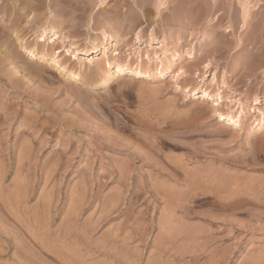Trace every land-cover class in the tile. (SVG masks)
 Returning a JSON list of instances; mask_svg holds the SVG:
<instances>
[{"label":"rangeland","instance_id":"1","mask_svg":"<svg viewBox=\"0 0 264 264\" xmlns=\"http://www.w3.org/2000/svg\"><path fill=\"white\" fill-rule=\"evenodd\" d=\"M217 1L75 0L70 6L49 0L48 12L31 14L43 15L45 26L61 35L53 48L61 42L60 49L91 48L77 60L67 56L68 72L50 62L37 66L33 60L29 67L6 57L0 35L1 264H264V0ZM188 8L200 14L194 27ZM49 10L60 14L46 19ZM115 10L134 15L131 32L118 26L128 23L120 20L127 14ZM213 14L219 15L214 25ZM222 25L234 30L224 33ZM103 28L118 37L107 44L120 51L119 63L145 68L148 62L150 71L161 66L171 74L160 80L114 74L106 85L97 84ZM174 49L180 59L170 66ZM193 49L199 68L187 59ZM70 73L80 80L72 81ZM185 87L211 98L185 97ZM217 93L223 99L218 106ZM241 108L240 127L218 129L216 111L234 116ZM257 122L260 129L249 133ZM234 153L243 163L230 171L239 169V182L247 181L242 196L254 204L232 212L205 183L211 164L224 157L226 165Z\"/></svg>","mask_w":264,"mask_h":264},{"label":"bare ground","instance_id":"2","mask_svg":"<svg viewBox=\"0 0 264 264\" xmlns=\"http://www.w3.org/2000/svg\"><path fill=\"white\" fill-rule=\"evenodd\" d=\"M48 1L49 0H0V35L4 38V41H6V45H8L7 46V52H6V57H10L11 55H13V59H15V58H21V59H23V60H25L26 61V63H28L29 65V67H33V65H32V63L31 62H33V60H35V62L37 61V63H39V64H37V66H42V64L44 63V64H46L47 65V63L48 62H50V63H53L55 66H57V68H59V70H64L65 72H68L69 71V66H66V64L68 63L67 61H68V57L67 56H69V57H73V59H78L79 58V55H81V54H85V53H87L91 48H89L88 46H82L81 48H76V46H69L68 47V44H67V46H64L63 47V49H60V48H62V42H61V38H60V41H59V43L61 44V45H55L56 46V49L55 48H53V46H54V40H56V39H58L59 37H61V35L59 36V35H57L58 33H57V30H56V28H54L53 26H45V21L42 19V17H43V15H33L32 16V14H31V11L32 10H35V12L34 13H36V10H39L40 8H45V9H47V5H48ZM57 2H59V1H62V2H64L65 4L67 3V4H69L70 5V3H74L75 2V0H56ZM102 2H103V0H101ZM106 1V0H105ZM143 1V0H142ZM147 1V0H146ZM190 1H192V0H190ZM203 1V0H202ZM209 1V0H208ZM219 1V0H218ZM217 1V2H218ZM225 1V0H224ZM56 2V3H57ZM82 2V1H81ZM134 2V1H133ZM139 2V1H138ZM158 2V1H157ZM215 2V1H214ZM216 2V5L218 4ZM230 2V1H229ZM63 3V4H64ZM90 3V2H89ZM116 3V2H115ZM137 3V2H136ZM140 3V2H139ZM138 3V4H139ZM144 3V2H143ZM182 3V2H181ZM225 3V2H224ZM77 4H79V3H77ZM123 4V3H122ZM125 4V3H124ZM137 4V5H138ZM141 4V3H140ZM159 4V3H158ZM160 4H161V2H160ZM159 4V6H161ZM163 4V3H162ZM183 4H185L184 2H183ZM188 4V3H187ZM213 3H211L210 5H212ZM215 4V3H214ZM56 5V4H55ZM85 5V4H84ZM136 5V4H135ZM143 5V4H142ZM146 5V4H145ZM145 5H143V6H145ZM181 5V4H180ZM192 5V4H191ZM198 5H200V4H198ZM220 5V4H219ZM226 5H228L227 3H226ZM56 6H58V7H60L59 5H56ZM56 6H55V9H56ZM71 6V5H70ZM78 6V5H77ZM91 6V5H90ZM118 6V5H117ZM122 6V5H121ZM179 6V5H178ZM194 6V5H193ZM215 6V5H214ZM53 7V6H52ZM83 7V6H82ZM84 7H86V6H84ZM93 7V6H92ZM126 7V6H125ZM190 7V6H189ZM76 8H78V7H76ZM80 8V7H79ZM130 8H132V6L130 7ZM161 8V7H160ZM179 8V7H178ZM177 8V9H178ZM183 8H185V7H183ZM205 8V7H204ZM214 8V7H213ZM54 9V8H53ZM67 9V8H66ZM71 9H74L73 7L72 8H70V10ZM91 9V8H90ZM118 9V8H117ZM148 9V8H147ZM197 9V8H196ZM43 10V9H42ZM59 10H61V9H59ZM53 11V10H49V16H47V14H46V19H48V17H49V20H54L55 19V16H56V13H59L60 11ZM75 10V9H74ZM79 10V9H78ZM81 10V9H80ZM96 10V9H95ZM99 10V9H98ZM143 10H145V9H143ZM210 10V9H209ZM64 11V10H63ZM69 11V10H68ZM72 11V10H71ZM110 11V10H109ZM118 12V14L120 13V15L119 16H123V15H126L127 14V16L126 17H124V19H123V17L120 19V20H125V21H128V23H123V21L121 22H118L117 24H118V26L119 27H122V28H125V27H127L128 26V29H129V31L127 30V33L128 32H131V30H133L134 29V24L133 25H131L130 23H129V21H130V19H132V16H134V15H132V13H130L129 11H125V12H122V11H118V10H115V12ZM213 11V10H212ZM222 11V10H221ZM38 12V11H37ZM47 12H48V9H47ZM76 12H77V10H76ZM107 13H109L108 11H106ZM115 12H113V13H115ZM122 12V13H121ZM137 12V11H136ZM135 12V13H136ZM228 12V11H227ZM248 12V11H247ZM84 13H85V11H84ZM106 13V14H107ZM112 13V12H111ZM138 13V12H137ZM185 13V12H184ZM187 13H189V25L191 26V27H194V25L195 24H198V19H199V15L198 16H196V15H194L193 14V11L190 9V8H188V10H187ZM215 13V12H214ZM220 13V12H219ZM218 13V14H219ZM223 13V12H222ZM244 13V12H243ZM37 14V13H36ZM44 14V13H43ZM60 14V13H59ZM68 14V13H67ZM78 14H79V12H78ZM89 14V13H88ZM96 14H97V12H96ZM105 14V15H106ZM148 14V13H147ZM181 14V13H180ZM183 14V13H182ZM226 14V13H225ZM255 14H256V12H255ZM255 14H253L254 16H255ZM51 15H52V17H51ZM85 15V14H84ZM117 15V14H116ZM205 15V14H204ZM210 15V14H209ZM208 15V16H209ZM220 15V14H219ZM218 15V16H219ZM227 15V14H226ZM78 16V15H77ZM102 16H103V14H102ZM107 16V15H106ZM185 16H187V15H185ZM202 16V15H201ZM200 16V17H201ZM207 15H205V17H206ZM218 16L217 15H214L213 14V16L210 18V22H213V21H218ZM75 17V16H74ZM87 17V16H86ZM86 17H85V19H86ZM114 17L115 16H113L112 18L114 19ZM258 17V16H257ZM58 18H59V16H58ZM77 18H79L80 19V17H77ZM89 18V17H88ZM87 18V19H88ZM110 18V17H109ZM133 18H135V17H133ZM150 18V17H149ZM188 18V17H187ZM201 18H203V17H201ZM207 18V17H206ZM221 18V17H220ZM251 18H252V16H251ZM65 19V18H64ZM84 19V18H83ZM90 19H91V17H90ZM90 19H88V20H90ZM68 20V19H67ZM92 20V19H91ZM93 20H95V19H93ZM98 20V19H97ZM176 20V19H175ZM252 20V19H251ZM106 21H108V20H102V22H103V24H105L106 23ZM118 21V20H117ZM201 21V20H200ZM215 21V22H216ZM220 21V20H219ZM243 21V20H242ZM245 21V20H244ZM82 22V21H81ZM85 22H87V21H85ZM109 22V21H108ZM183 22V21H182ZM215 22H213L212 24L214 25V23ZM59 23V22H58ZM75 23V22H74ZM83 23H84V21H83ZM88 23V22H87ZM89 23H91V22H89ZM94 23H96V22H94ZM97 23H99L100 24V20H99V22H97ZM202 23V22H201ZM219 22H217V24H218ZM244 23V22H243ZM81 24V23H80ZM111 24V23H110ZM204 24V23H203ZM212 24H210V25H212ZM216 24V25H217ZM37 25V26H36ZM58 25V24H57ZM82 25V24H81ZM94 25H96V24H94ZM141 25V24H140ZM253 25V24H252ZM78 26H79V23H78ZM87 26V25H86ZM104 26H106V25H103L102 27H104ZM113 26V25H112ZM198 26V25H197ZM66 27V26H65ZM101 27V26H100ZM190 27V28H191ZM37 28V30H35ZM82 28H83V26H82ZM94 28V27H93ZM98 28V27H97ZM105 28H107V26L105 27ZM105 28H103V30H101V32H100V34L101 35H99V37H100V39H102V38H104L103 39V45H101V46H99L100 47V54H101V56L103 57V62H99L97 65H96V72H97V74L100 76V78H99V81L97 82V84H99V85H106L107 83H108V80L110 79V78H112V76L115 74V76H118L120 79H122L124 76H131V78L133 79V78H135V79H137V78H154V79H158V80H160V79H165L169 74H171L170 72H172V71H170V69L169 70H167V71H165V72H163L164 70H162V67L160 66V67H156L154 70H152V71H150L149 69H148V67L150 66V65H148V64H152V63H146L147 64V66L144 68H142V67H139V66H137V67H131L128 63H119L118 62V56H119V54H120V51L119 50H117V49H111L112 51H110L109 50V47H108V42H109V40L110 39H115V37H116V35L114 34H110L109 33V31H107ZM111 28V27H110ZM137 28V27H136ZM215 28V27H214ZM220 29H221V31L222 32H224V33H228L231 29H233L234 30V28L232 27L231 28V26L230 25H222L221 27H219ZM81 29V28H80ZM96 29V28H95ZM108 29V28H107ZM219 29V30H220ZM245 29V28H244ZM69 30H71V29H69ZM74 30H77V27H76V29H74ZM192 30V29H191ZM198 30H199V28H198ZM214 30H216V29H214ZM213 30V31H214ZM63 31V30H62ZM113 31V30H112ZM197 31V30H196ZM195 31V32H196ZM81 32V31H80ZM85 32V31H84ZM88 32V31H87ZM200 32V31H199ZM201 32H203L202 30H201ZM200 32V33H201ZM209 32V31H208ZM210 32H211V30H210ZM232 32V31H231ZM82 33V32H81ZM98 33V32H97ZM149 33V32H148ZM156 33V32H155ZM163 33H164V31H163ZM192 33V32H191ZM230 33V32H229ZM61 34V33H60ZM92 34H93V32H92ZM117 34V33H116ZM197 34V33H196ZM202 34H204V33H202ZM213 34V33H212ZM264 34V33H263ZM91 35V34H90ZM192 35H193V33H192ZM217 35V34H216ZM248 35H249V33H248ZM1 36H0V38H1ZM64 36V35H63ZM97 36V35H96ZM207 36H209V35H207ZM215 36V35H214ZM134 37V36H133ZM154 36H152L151 35V38H153ZM179 37V36H178ZM183 37V36H182ZM200 37V36H199ZM201 37H203V36H201ZM210 37V36H209ZM262 37V36H261ZM63 38V37H62ZM97 38V37H96ZM121 38V37H120ZM135 38H139V34L138 33H136V36H135ZM193 38V37H192ZM208 38V37H207ZM218 38V37H217ZM63 39H65V38H63ZM123 39V38H122ZM122 39H120V40H122ZM146 39V38H145ZM178 39V38H177ZM200 39V38H199ZM198 39V40H199ZM204 39V38H203ZM212 39V38H211ZM116 40H118V37H116ZM180 40V39H179ZM202 40V39H201ZM207 40V39H206ZM97 41V40H96ZM96 41H93L92 42V44H96L95 46H97L98 45V43H96ZM114 41V40H113ZM124 41V40H123ZM126 41V40H125ZM210 41V40H209ZM215 41V40H214ZM58 42V41H57ZM64 42V41H63ZM75 42V41H74ZM95 42V43H94ZM115 43H113V44H116L117 42L116 41H114ZM121 42V41H120ZM120 42H118V43H120ZM148 42V41H147ZM157 42V41H156ZM202 41H200V43H201ZM117 43V44H118ZM124 43V42H123ZM154 42H152L151 43V41H150V44L149 45H151V44H153ZM64 45H65V42L63 43ZM80 44V43H79ZM110 44V43H109ZM112 44V45H113ZM243 44V43H242ZM250 44V43H249ZM120 45H121V43H120ZM213 45V44H212ZM61 46V47H60ZM114 46V45H113ZM199 46V45H198ZM71 47H73L75 50H71ZM117 47H119V45H117ZM117 47H115V48H117ZM151 47V46H150ZM215 47V46H214ZM121 48V47H120ZM175 48H176V46H175ZM206 48V47H205ZM211 48V47H210ZM218 48V47H217ZM177 50H178V48H176ZM175 50V49H174ZM205 50V49H204ZM207 50H208V48H207ZM212 50V49H211ZM217 50H219V49H217ZM216 50V51H217ZM9 51V52H8ZM169 51V50H168ZM179 51V50H178ZM178 51H174V53H173V55H172V59L171 60H169V64H170V66H172L174 63H176L179 59H180V54L181 53H179ZM201 51H202V48H201ZM220 51V50H219ZM218 51V52H219ZM253 51V50H252ZM63 52V59L61 60H59V56L61 55V53ZM247 52V51H246ZM10 53V55H8ZM126 53V52H125ZM171 53V52H170ZM203 53H205L204 51H203ZM257 53V52H256ZM138 54V53H137ZM164 54V53H163ZM207 54V53H206ZM251 54H253V53H251ZM118 55V56H117ZM154 55V54H153ZM162 55V54H161ZM201 55H204V54H201ZM247 55H249V54H247ZM143 56V55H142ZM170 56V55H169ZM123 57V56H122ZM138 57H140V56H138ZM254 57V56H253ZM151 57H145V59L147 60H151L150 59ZM257 58V57H256ZM264 58V57H263ZM161 59V58H160ZM169 59V58H168ZM187 59H190V60H192V62H194V68H199L198 66H200V64H199V62H200V60L198 61V59H197V52H196V50H192L191 52H189L188 54H187ZM200 59V58H199ZM138 60V59H137ZM197 60V61H196ZM262 60V57H261V59H260V61ZM196 61V62H195ZM249 61V60H248ZM247 61V62H248ZM14 62H15V60H14ZM46 62V63H45ZM75 62V61H74ZM86 62V61H85ZM246 62V63H247ZM11 63H13V61L11 62ZM80 63H82V62H80ZM201 63V62H200ZM261 63H263V62H261ZM260 63V64H261ZM41 64V65H40ZM73 64V63H72ZM90 64V63H89ZM210 63H205L204 65H203V67H205V68H207V71L209 70V68H210V65H209ZM250 64H251V62H250ZM68 65V64H67ZM81 65V64H80ZM135 65V64H134ZM153 65V64H152ZM160 65V64H159ZM241 65V64H240ZM245 65V64H244ZM83 66V65H82ZM246 66H248L247 64L245 65V67ZM14 67V69H16L17 68V66L16 65H14L13 66ZM45 67V66H44ZM51 67V66H50ZM47 68V67H46ZM70 68H71V66H70ZM67 69H68V71H67ZM246 69H250V68H246ZM26 70H27V68H26ZM204 70V69H203ZM17 71H18V69H17ZM20 71H22V70H20ZM36 71V70H35ZM55 71V70H54ZM53 70H52V72H54ZM62 71H60V72H62ZM232 71V70H231ZM6 72V71H5ZM46 72V71H45ZM57 72V71H56ZM254 72H256V71H254ZM2 73V72H1ZM237 73V72H236ZM252 74V73H251ZM24 75V74H23ZM58 75H60V74H58ZM67 76L69 77V78H71V80L72 81H78V80H80V77L78 76V74H75V73H70V74H67ZM254 76V75H253ZM233 77H235V75L233 76ZM24 78L27 80V81H29L30 82V80L26 77V76H24ZM23 78V79H24ZM56 78L58 79V76H56ZM62 78V77H61ZM213 79L212 80H214V79H217L216 78V76H213L212 77ZM8 79H10V78H8ZM14 80H16V79H14ZM34 80V79H33ZM71 81V82H72ZM110 82V81H109ZM121 82V81H120ZM31 83V82H30ZM70 83V82H69ZM163 83V82H162ZM164 84V83H163ZM212 84H213V82H212ZM218 84H219V82H218ZM115 85V84H114ZM135 85V84H134ZM159 86V85H158ZM78 87V86H77ZM107 87V86H106ZM105 87V88H106ZM163 87V86H162ZM79 88V87H78ZM78 88H75V89H77V92H78ZM110 88V87H109ZM133 88V87H132ZM166 88V87H165ZM178 87H175V89H177ZM15 89V88H14ZM91 89V88H90ZM105 90V89H104ZM119 90V89H118ZM75 91V90H74ZM96 91V90H95ZM183 93L185 94V97L186 96H189V97H201L202 99H206V100H208V99H210L211 98V96H210V94L209 93H207V92H202V93H199L198 91H196V90H190L188 87H185V88H183ZM207 91V90H206ZM248 91V90H247ZM76 92V93H77ZM100 92V91H99ZM98 92V93H99ZM146 92V91H145ZM145 92H143V93H145ZM201 92V91H200ZM79 93H80V91H79ZM82 93V92H81ZM80 93V94H81ZM103 93H105V92H103ZM109 93V92H108ZM78 94V93H77ZM107 94V93H106ZM23 95V94H22ZM35 95V94H34ZM79 95V94H78ZM84 95V94H83ZM99 95V94H98ZM102 95V94H101ZM78 97H80V96H78ZM102 97V96H101ZM104 97V96H103ZM147 97V96H146ZM84 98V97H83ZM92 98V97H91ZM80 99H82V98H80ZM87 99V98H86ZM85 99V100H86ZM90 99V98H89ZM186 99V98H185ZM7 100V99H6ZM83 100L84 99H82V102H83ZM88 100V99H87ZM90 100H93V99H90ZM107 100V99H106ZM105 100V101H106ZM255 100V99H254ZM222 101H223V99H222V96H221V94H216L215 95V98H214V102L216 103L215 105L216 106H218L219 104H221L222 103ZM257 101V100H256ZM87 102H91V101H87ZM92 104H95V103H92ZM97 104V103H96ZM87 107V106H86ZM229 108V107H228ZM196 110V109H195ZM215 110H216V108H215ZM98 112V111H97ZM100 113V112H99ZM202 113V112H201ZM38 114V113H37ZM37 114H35V115H37ZM216 114H217V121H218V129L220 130L221 128H223L224 126H226V125H229V126H232V127H234L235 129L236 128H238V127H240L241 126V121L243 120V116H244V114H246L245 113V111L241 108V109H239V111H237L236 112V114L234 115V116H232V115H229V114H227V115H225V114H223V113H220V112H218V111H216ZM215 115V114H214ZM160 116H162L161 115V113H160ZM160 116H159V118H160ZM158 117V116H157ZM163 117H165V116H163ZM37 118V117H36ZM159 118H157V119H159ZM166 118H167V116H166ZM161 119V118H160ZM164 119V118H163ZM171 121V120H170ZM165 122H166V119H165ZM259 122V121H258ZM256 123V125H251V126H248V128H247V131L249 132V133H251L250 131L252 130V129H260V124L261 123ZM146 123V122H145ZM22 125V124H21ZM173 126H174V124H173ZM262 127V126H261ZM187 128V127H186ZM234 129V130H235ZM225 130V129H224ZM238 130V129H237ZM240 130V129H239ZM151 131V130H150ZM208 131V130H207ZM228 131V130H227ZM245 131V130H244ZM215 132V131H214ZM217 132H218V130H217ZM233 132V131H232ZM263 132V131H262ZM190 133V132H189ZM213 133V132H212ZM221 133V132H220ZM236 133V132H235ZM261 133V132H260ZM209 133L207 132V135H208ZM254 134V133H253ZM233 135V134H232ZM257 135V134H256ZM262 135V134H261ZM237 136V135H236ZM263 137V136H262ZM253 138H255V137H253ZM252 138V139H253ZM262 139V138H261ZM213 140V139H212ZM209 142V141H208ZM252 142V141H251ZM254 142H255V140H254ZM250 143V142H249ZM205 144H207V142L205 143ZM262 144V143H261ZM243 145V144H242ZM262 146V145H261ZM237 148V147H236ZM212 153V152H211ZM210 153V154H211ZM263 153V152H262ZM262 153H261V155H262ZM213 154V153H212ZM211 156V155H210ZM217 156V155H216ZM255 156V155H254ZM254 156H253V158H254ZM218 157H216V159H217ZM237 156L235 155V153H234V159H228L227 160V164L225 165V159H224V157L223 158H219V159H217V160H220L221 161V163H220V165H218V166H216V164L215 163H212L211 164V168H210V170H209V173H208V179L206 180V183H205V185H206V188L208 189V191H214V194L216 193V195H217V197H219V198H217V197H214L215 199L217 198V199H220L221 201H223L222 203L224 204L223 206L225 207V204H226V207L225 208H228V209H230V210H232V212H235V210H239V209H241L242 207H244V209L245 208H247V207H245V206H247V205H249V204H254V202L252 201L253 199H249L248 197H244V196H242V193H244V192H242L241 193V191L243 190H240V187H241V183H246L247 184V181L246 182H242L241 181V183L239 182V180H240V176H241V174H239V169H236V170H232V171H230V169H231V166H238V165H240V163H243V162H240L239 161V159L237 158ZM240 158V157H239ZM243 158V157H242ZM255 158H256V156H255ZM258 158V157H257ZM241 159V158H240ZM242 160V159H241ZM246 160H247V158H246ZM254 160V159H253ZM256 160V159H255ZM259 160H260V158H259ZM245 161V160H244ZM252 161V160H251ZM2 162V161H1ZM256 162V161H255ZM257 162H259L258 160H257ZM1 164V163H0ZM244 166V165H243ZM253 173V172H252ZM227 174H228V176H227ZM250 174V173H249ZM225 177L227 178H229V179H225ZM204 179V178H203ZM251 179V178H250ZM252 179H253V177H252ZM202 180V179H201ZM205 182V181H204ZM253 182V181H252ZM185 183H186V181H185ZM249 183V182H248ZM253 183H255V182H253ZM252 185V184H251ZM14 187V186H13ZM185 188V187H184ZM252 188H253V186H252ZM255 188H259L258 186L256 187L255 186ZM254 188V189H255ZM183 189V188H182ZM189 189V188H188ZM259 190V189H258ZM184 191V190H183ZM189 191V190H188ZM205 191V190H204ZM245 194H248L250 191H251V186H249L248 188H246L245 190ZM264 191V190H263ZM206 192V191H205ZM261 192H262V190H261ZM184 193V192H183ZM213 193V192H212ZM181 194V193H180ZM261 194V193H260ZM210 195V194H209ZM253 195V194H252ZM261 196V195H260ZM260 196H257L256 195V197H255V199L256 198H259ZM264 195H262V197H260V198H262V199H264V197H263ZM259 198V200H261ZM212 199H213V197H212ZM220 200H218V202L220 201ZM189 201V200H188ZM211 201V200H210ZM217 201V200H216ZM225 202V203H224ZM263 203H264V201H262ZM190 204V203H189ZM217 204V203H216ZM212 205V204H211ZM219 205V204H218ZM258 205H260V201H259V204ZM221 206V205H220ZM251 205H249V207H250ZM215 207H216V205H215ZM264 207V206H263ZM217 208V207H216ZM255 208V207H254ZM183 209V208H182ZM207 209V208H206ZM210 209V208H209ZM222 209V208H221ZM259 209H262V208H259ZM187 210V209H186ZM195 210V209H194ZM212 210H213V208H212ZM215 210V209H214ZM213 210V211H214ZM247 210V209H246ZM254 210V209H253ZM252 210V211H253ZM11 211V210H10ZM213 211H212V213H213ZM225 211V210H224ZM241 211H244V210H241ZM250 211V210H249ZM258 211V210H257ZM215 212V211H214ZM221 212H223V211H221ZM229 212V211H228ZM245 212V211H244ZM259 212V211H258ZM264 212V211H263ZM220 213V212H219ZM24 214V213H23ZM230 214V213H229ZM233 214V213H232ZM257 214V213H256ZM15 215V214H14ZM237 215V214H236ZM258 215V214H257ZM222 216V215H221ZM225 216V215H224ZM231 216V215H230ZM234 216V215H233ZM212 217V216H211ZM204 218H205V216H204ZM218 218V217H217ZM222 218V217H221ZM221 218H219V219H221ZM224 218H226V217H224ZM233 218V217H232ZM214 220H215V218H213ZM227 220H228V218H226ZM23 220V219H22ZM29 220V219H28ZM222 220V219H221ZM218 222V221H217ZM230 222V221H229ZM229 222H228V224H229ZM24 223V222H23ZM29 223V222H28ZM216 223V222H215ZM232 223V222H231ZM224 224V223H223ZM28 225V224H27ZM30 225V224H29ZM239 225V224H238ZM31 226V225H30ZM21 227V226H20ZM236 227V226H235ZM33 228V227H32ZM37 228V227H36ZM42 228V227H41ZM221 228V227H220ZM240 228V227H239ZM33 230V229H32ZM43 230V229H42ZM257 230V229H256ZM9 231V230H8ZM231 231V230H230ZM5 233V232H4ZM42 233V232H41ZM7 234V233H6ZM12 234V233H11ZM43 234V233H42ZM24 236V235H23ZM224 236V235H223ZM37 237V236H36ZM46 237V236H45ZM7 239V238H6ZM45 240V239H44ZM5 241V240H4ZM1 242V241H0ZM41 242V241H40ZM41 244V243H40ZM42 245V244H41ZM44 246V245H43ZM3 247V246H2ZM50 247V246H49ZM51 248V247H50ZM1 249H3V248H1ZM12 249V248H11ZM24 249V248H23ZM36 249V248H35ZM45 249V248H44ZM52 250H53V248H51ZM51 249H49V251L51 250ZM51 255V254H50ZM11 261V260H10ZM20 262V261H19ZM22 262V261H21ZM11 263V262H10ZM1 264V263H0ZM6 264H8V263H6Z\"/></svg>","mask_w":264,"mask_h":264}]
</instances>
